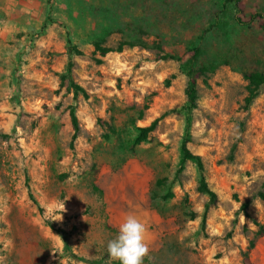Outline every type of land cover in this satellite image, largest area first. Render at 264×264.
<instances>
[{
	"label": "rangeland",
	"instance_id": "374dc122",
	"mask_svg": "<svg viewBox=\"0 0 264 264\" xmlns=\"http://www.w3.org/2000/svg\"><path fill=\"white\" fill-rule=\"evenodd\" d=\"M240 1L264 16V0ZM234 17L225 0H0V264H94L129 214L147 228L143 264H264V86L242 108L264 31ZM192 48L207 71L189 111ZM185 132L217 195L205 216L195 163L175 178Z\"/></svg>",
	"mask_w": 264,
	"mask_h": 264
},
{
	"label": "trees",
	"instance_id": "16d2710c",
	"mask_svg": "<svg viewBox=\"0 0 264 264\" xmlns=\"http://www.w3.org/2000/svg\"><path fill=\"white\" fill-rule=\"evenodd\" d=\"M225 2L233 5L235 9L234 21L238 26L246 27V26H249L253 21H257L259 28L262 31H264V16H262L260 13H252L249 16H246L244 13L245 7L240 0H225ZM126 45L130 46L132 45V43H122L118 46L116 50H113L111 48H103L99 44H95V50L99 52V55L101 57H105L109 53L120 52L122 47ZM68 50L69 52L74 53V54H82V52L78 49V47L72 44L70 41H68ZM188 55H189L188 60L185 63V67H186L185 73L187 76V85L184 90V94L186 97L187 110L190 111L194 109L196 106L198 80L200 79V77H202L206 73L207 68H204V67L196 68L195 67L196 61L198 57L200 56V50L198 48L190 49L188 51ZM159 59L165 61L167 59H174V57L171 54H163L159 56ZM68 74H69V71H68ZM243 78L246 81L247 85H246V95L243 100L244 104L242 108L244 111H248L250 107L252 106V104L254 103V100L258 96L261 88L264 86V72H258V71L245 72L243 74ZM67 79H68L69 86L72 88L75 97L78 94H82L84 97L87 96L86 92L80 85L76 84L69 76L67 77ZM70 119H71L72 130H73V134L70 139V146L72 147L77 137V132H78V124H77L74 108L70 110ZM158 122H159V119H156L149 126L139 128L138 135L135 139V144H140L146 141L148 134L151 133L156 128ZM188 144H189V134L188 132H185L182 138L181 148H180L181 150L180 165L176 171L175 178H177L180 172L183 170V166L185 162L192 161L195 163L200 173V179L198 182V191L203 194H206L208 197V203L206 204L205 210H204V216H205V212L207 211L208 206L212 205L216 201L217 195L208 186L206 182L205 175H204L205 167H204V163L201 157L199 155L193 154L191 150L189 149ZM263 187H264V183H263ZM259 197L260 199L264 200L263 193H260ZM39 212L43 214V209L39 208ZM204 216H203V221H204ZM48 224L49 226H51L50 223ZM257 227L258 229L255 233V238H264V220L261 224H257ZM253 247H254V242L251 241L247 248V251H250L251 249H253ZM66 248L67 250H69L68 247ZM107 260H108V253L105 252L102 259L93 260L91 262L94 264H120L119 261H112L109 263H104V261H107ZM244 263L251 264L247 253L245 254V257H244Z\"/></svg>",
	"mask_w": 264,
	"mask_h": 264
},
{
	"label": "clouds",
	"instance_id": "9594fccd",
	"mask_svg": "<svg viewBox=\"0 0 264 264\" xmlns=\"http://www.w3.org/2000/svg\"><path fill=\"white\" fill-rule=\"evenodd\" d=\"M107 252L111 260L120 264H143L150 254L146 225L135 215H127L119 225L118 236L108 242Z\"/></svg>",
	"mask_w": 264,
	"mask_h": 264
}]
</instances>
